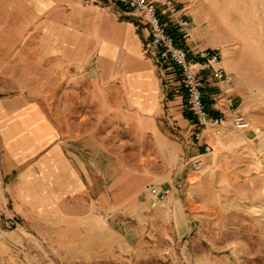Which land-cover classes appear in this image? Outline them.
<instances>
[{
	"label": "crops",
	"instance_id": "crops-1",
	"mask_svg": "<svg viewBox=\"0 0 264 264\" xmlns=\"http://www.w3.org/2000/svg\"><path fill=\"white\" fill-rule=\"evenodd\" d=\"M177 1L188 22V51L218 49L199 46L214 29L224 38L237 37L228 35L229 19L220 14L235 0ZM1 9L6 18L0 22V216L5 210L47 226L53 219L69 223L93 217L94 200L113 212L126 198L118 156L122 128L155 144H170L160 123L173 115L194 129L178 111L181 101L166 90L169 76L157 64L155 49L147 47V26L110 0H0ZM233 55L220 63L229 74L238 64ZM72 70L85 76L59 81ZM38 74L56 75L57 81L39 82ZM50 84L52 113L39 93ZM209 98L215 112H225L219 92ZM209 137L215 136L204 139ZM109 170L115 171L112 183Z\"/></svg>",
	"mask_w": 264,
	"mask_h": 264
},
{
	"label": "rangeland",
	"instance_id": "rangeland-1",
	"mask_svg": "<svg viewBox=\"0 0 264 264\" xmlns=\"http://www.w3.org/2000/svg\"><path fill=\"white\" fill-rule=\"evenodd\" d=\"M235 1L220 14L229 19L228 35L237 37L224 38L214 29L199 46L216 45L223 61L227 53L234 54L238 64L228 74L236 90L229 95L251 129H228L196 141L195 130L179 114L160 123L170 144H155L150 138L136 140L122 128L124 146L118 156L125 202L107 212L94 200L93 217L69 223L53 219L50 226L4 210L0 264H264V0ZM128 17L138 23L134 14ZM5 18L1 9L0 22ZM84 76L72 70L59 81H81ZM37 77L39 82L57 81L53 74ZM216 91L204 84L208 97ZM39 93L49 100L52 113V84ZM95 129L97 138L100 131ZM205 140L212 151L198 158L201 170L195 173L188 161L203 153ZM107 143L112 145L113 138ZM114 173L109 170V182ZM153 188L170 191L155 207ZM108 198L112 209L111 193ZM10 221L15 222L11 227Z\"/></svg>",
	"mask_w": 264,
	"mask_h": 264
},
{
	"label": "built area",
	"instance_id": "built-area-1",
	"mask_svg": "<svg viewBox=\"0 0 264 264\" xmlns=\"http://www.w3.org/2000/svg\"><path fill=\"white\" fill-rule=\"evenodd\" d=\"M120 8L142 20L148 29L147 47L155 49V58L160 69L168 72L165 82L168 93L178 98L180 107L186 111L193 123L196 141L204 137L217 136L231 129H251L247 117L241 115L236 102L230 97L232 77L221 67L218 50L188 51L184 40L189 38L188 22L178 8L177 0H110ZM174 30L176 35L171 31ZM216 83L217 92L222 95L224 113L216 112L204 102V84ZM203 153L191 158L192 170H201L199 157L212 151V146L203 142ZM170 193L169 189H151L152 206H156ZM13 226L14 221L8 222Z\"/></svg>",
	"mask_w": 264,
	"mask_h": 264
},
{
	"label": "trees",
	"instance_id": "trees-1",
	"mask_svg": "<svg viewBox=\"0 0 264 264\" xmlns=\"http://www.w3.org/2000/svg\"><path fill=\"white\" fill-rule=\"evenodd\" d=\"M171 33H172L173 35H176L174 30H172ZM166 73H168V72H166ZM203 92H204V91H203ZM204 102H205V104H206V106H207L208 108L211 107L212 101H211V99L208 97V95H206L205 92H204ZM214 114H217V113L214 112ZM183 116H184L185 118H187V119H190V116H189V114H188L186 111H183ZM190 120H191V119H190Z\"/></svg>",
	"mask_w": 264,
	"mask_h": 264
}]
</instances>
